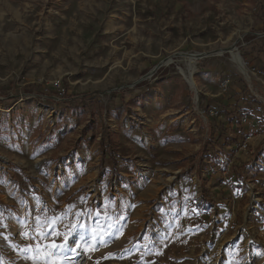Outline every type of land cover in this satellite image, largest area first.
I'll use <instances>...</instances> for the list:
<instances>
[{"label":"rangeland","instance_id":"obj_1","mask_svg":"<svg viewBox=\"0 0 264 264\" xmlns=\"http://www.w3.org/2000/svg\"><path fill=\"white\" fill-rule=\"evenodd\" d=\"M259 5L0 0V264H264Z\"/></svg>","mask_w":264,"mask_h":264},{"label":"bare ground","instance_id":"obj_2","mask_svg":"<svg viewBox=\"0 0 264 264\" xmlns=\"http://www.w3.org/2000/svg\"><path fill=\"white\" fill-rule=\"evenodd\" d=\"M232 52V60L235 62L239 70L245 74L247 77H250L248 67L241 56V54L238 52H235L233 49L230 50ZM201 56V55H200ZM185 58L188 60L189 63V81L191 83L192 87H197L196 81L194 79V72L196 68V59L199 58V55H185ZM186 75V73H184ZM188 74V73H187ZM197 90V89H196Z\"/></svg>","mask_w":264,"mask_h":264},{"label":"trees","instance_id":"obj_3","mask_svg":"<svg viewBox=\"0 0 264 264\" xmlns=\"http://www.w3.org/2000/svg\"><path fill=\"white\" fill-rule=\"evenodd\" d=\"M253 14H255L256 17H262L261 20L263 22V19H264V6L263 5H259V7H257L255 9V11L253 12ZM28 86H34L32 84H29ZM1 92V91H0ZM59 94H65V91L62 93L61 91L59 92Z\"/></svg>","mask_w":264,"mask_h":264},{"label":"built area","instance_id":"obj_4","mask_svg":"<svg viewBox=\"0 0 264 264\" xmlns=\"http://www.w3.org/2000/svg\"><path fill=\"white\" fill-rule=\"evenodd\" d=\"M224 88L225 89L227 88V83L226 82L224 83ZM247 145H248V142L247 141H244L243 144H242V148L247 147Z\"/></svg>","mask_w":264,"mask_h":264},{"label":"snow or ice","instance_id":"obj_5","mask_svg":"<svg viewBox=\"0 0 264 264\" xmlns=\"http://www.w3.org/2000/svg\"><path fill=\"white\" fill-rule=\"evenodd\" d=\"M53 247H59V246L54 245Z\"/></svg>","mask_w":264,"mask_h":264},{"label":"water","instance_id":"obj_6","mask_svg":"<svg viewBox=\"0 0 264 264\" xmlns=\"http://www.w3.org/2000/svg\"><path fill=\"white\" fill-rule=\"evenodd\" d=\"M246 63V62H245Z\"/></svg>","mask_w":264,"mask_h":264}]
</instances>
